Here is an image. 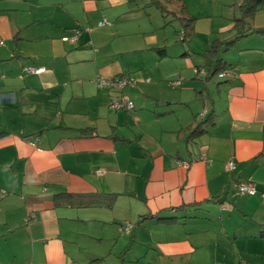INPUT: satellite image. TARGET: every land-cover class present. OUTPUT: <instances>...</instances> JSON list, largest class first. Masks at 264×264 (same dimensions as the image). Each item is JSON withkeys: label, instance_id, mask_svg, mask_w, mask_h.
Returning a JSON list of instances; mask_svg holds the SVG:
<instances>
[{"label": "crops", "instance_id": "obj_1", "mask_svg": "<svg viewBox=\"0 0 264 264\" xmlns=\"http://www.w3.org/2000/svg\"><path fill=\"white\" fill-rule=\"evenodd\" d=\"M148 3L165 24L178 19L175 34L189 29L187 48L179 40L186 66L167 69L168 46L152 36L149 50L158 57L146 59L138 76L147 83L144 100L117 109L116 95L102 93L96 78L135 77L138 67L120 60L127 41L117 54L105 51L110 36L131 34L115 27L125 5L0 0V264L104 259L83 253L81 236L111 241L110 264H264V32L253 31L264 28V3L251 21L226 26L233 34L222 39L212 34V18L195 17L184 0ZM247 25L252 30L219 54L221 70L233 75L211 82L205 50ZM77 29L75 41L63 39ZM196 35L202 51L191 48ZM184 92L197 109L177 114L168 105H182ZM230 161L235 167L226 170ZM240 182L255 193L239 192ZM90 222L92 230L76 228ZM126 222L132 226L121 232Z\"/></svg>", "mask_w": 264, "mask_h": 264}, {"label": "rangeland", "instance_id": "obj_2", "mask_svg": "<svg viewBox=\"0 0 264 264\" xmlns=\"http://www.w3.org/2000/svg\"><path fill=\"white\" fill-rule=\"evenodd\" d=\"M188 3L189 10L191 13H193L196 16H210L212 18V28H213V36L217 35V37L225 38L228 36H231L233 34V31L227 30L226 26H232V24H235V21L233 20L234 17L240 16L239 11V3L241 0H184ZM150 0H118L119 5H125L126 8L124 10L123 14H119L117 16V24L116 28L120 29L122 27L125 29H130V33L128 36L120 37L119 35L116 36V38H112L110 36L109 38V45L106 47L105 51L109 52L111 51L114 54H117L118 52V46L120 42L127 41V45L129 46L127 51L121 52L120 60L122 64L126 67V65H130L131 67H138L135 72V77L133 79H136L138 82L136 85H125L122 89V93L119 92V87H111V88H104L101 89V92L106 95V92L109 91V96H115L113 100H130L133 101L137 100L139 96H141V100L143 99V96L140 92V89H142L143 86H146L147 83H143L141 78H138L140 73L142 72V67L144 66V63L146 62V59L150 58V56H156L149 48H151L150 38L152 36H156L158 41L160 43L166 44L167 50L169 53H171V56L165 57V67L169 70L172 68L176 69L175 64L181 63L182 68H184L186 65H184L186 58L188 57H182L180 54L183 51V45L179 41L180 35L174 33V28H180V23L178 19L172 20L171 24H165V21L162 17V13L159 9H157L154 5L149 4ZM236 15V16H235ZM172 17V16H170ZM165 18V17H164ZM248 21H251V18H246ZM104 20V19H102ZM130 27V28H129ZM221 30V31H220ZM120 37V38H118ZM100 40V36H99ZM188 42H184V45L187 48ZM190 45L192 50L202 51L204 48V41L202 40V35H196L190 40ZM195 45V46H192ZM122 51V50H121ZM221 53V52H220ZM115 56V55H114ZM158 57V56H157ZM56 58V57H55ZM195 59V56L192 57ZM203 58L200 56L198 57V60ZM157 66V62H155V66H151V68H154ZM150 68V67H148ZM126 70V68L124 69ZM186 70V69H184ZM176 71V70H175ZM187 76H176V79H183ZM146 78V77H145ZM194 75L190 80H194ZM144 79V78H143ZM189 79V78H187ZM211 82H218L221 79L218 77V73H215L212 78ZM97 83V82H96ZM172 83V84H171ZM168 84L172 86V88L176 89V93H181L182 89L181 87H176L173 82L169 81ZM163 89V86H160V90ZM168 89V88H167ZM113 90V91H112ZM159 90V91H160ZM171 91V89H168ZM173 91V90H172ZM137 93V94H135ZM139 94V95H138ZM188 92H184L182 94L186 95ZM191 94L189 93L186 98V100H183L182 105L178 104H170L169 108H172L176 111L177 114H179L182 110H193L197 109V106L192 101L194 99H190ZM130 98V99H127ZM151 102L154 100L148 99ZM140 99L136 101L139 103ZM189 101V102H188ZM170 101H167L169 103ZM134 106V103H133ZM203 109L202 104H200V111ZM122 111V110H121ZM105 112V111H104ZM124 113L127 111L124 110ZM206 111L202 110L198 114V120L200 121L202 118V115H205ZM123 128L128 131L127 128L123 126ZM145 137V136H144ZM143 142V140H142ZM110 215L107 219H109ZM181 221H184L183 218L180 217ZM95 226V223L90 222L86 224L78 223L76 224V228L79 229V231L82 230H89ZM112 226V225H111ZM113 227V226H112ZM102 228H104V225H102ZM99 231V230H97ZM108 231L107 235H111ZM82 243H84V246L86 248L85 254H92L98 255L96 253H99L101 255H104V259L100 260L96 264H110V262L114 261V255L109 256V251L111 248V241L108 239L99 241V240H93L88 239L85 236L79 237ZM82 253V255H83ZM114 253H116L114 251ZM84 257H88L87 255H83ZM81 256V258L83 257ZM87 259V258H86ZM143 262V261H142ZM86 263V261H85ZM130 264V263H126ZM132 264H136V262H133ZM139 264H142L141 261Z\"/></svg>", "mask_w": 264, "mask_h": 264}, {"label": "built area", "instance_id": "obj_3", "mask_svg": "<svg viewBox=\"0 0 264 264\" xmlns=\"http://www.w3.org/2000/svg\"><path fill=\"white\" fill-rule=\"evenodd\" d=\"M105 21H100L98 22V25H102L104 24ZM80 34V30L77 29V30H74V32L69 35V36H65L63 37L64 40H70V41H75L78 36ZM182 35V34H181ZM181 37V36H180ZM44 70L43 67H39V68H33V67H27L26 68V71H29V72H34V73H40ZM200 71V70H199ZM200 73L204 74V71H200ZM218 73V77L222 78V77H229L231 75H233V70L232 69H229V68H226L225 70H221ZM148 80V79H146ZM96 82L98 84V86L100 88H111V87H119V88H122L124 87L125 85H136V81L134 79H132L131 77L127 76V75H124V74H120V75H115V76H111V77H97L96 78ZM180 83V80H176L175 81V84H179ZM112 106L119 109V108H122V107H126V108H132L133 107V103L131 100H116V102L112 103ZM28 141L31 143V144H35L36 141H37V138H28ZM176 164L178 166H182V167H185L187 168L188 167V162H184V161H176ZM235 167L234 163L233 162H228L227 164H225V169L226 170H230V169H233ZM237 188L239 190V192L241 193H244V194H254L256 189H255V186L250 183V182H240L237 184ZM132 224L129 223V222H126L122 225L119 226V230L121 232H127L129 231V229L131 228ZM217 264H220V263H217Z\"/></svg>", "mask_w": 264, "mask_h": 264}, {"label": "trees", "instance_id": "obj_4", "mask_svg": "<svg viewBox=\"0 0 264 264\" xmlns=\"http://www.w3.org/2000/svg\"><path fill=\"white\" fill-rule=\"evenodd\" d=\"M154 1L158 2V0H154ZM262 3H264V0H242L238 5L239 11H240V16L234 17L235 26L236 27L239 26L242 22L244 24V19L246 17H252L256 13V11L261 8ZM189 19L194 20L195 18L191 17ZM183 25L186 26V24H184V22H183ZM251 30H252V28L250 26L248 27V25H247V27L243 28L241 31L237 30L236 34L231 39L214 40L213 42H211L209 44V46L205 50V52L209 58V61L214 62L213 67L211 68L212 69V72H211L212 75L215 74L216 72L221 71V69L225 68L223 61L219 56L220 52L228 49L231 46V44L236 40V38L243 35L245 33V31H251ZM253 31L264 32V28L253 29ZM176 33H178L181 36L179 38L180 41H188L187 36L190 35L189 29H188V32H186L185 29H182V30L176 31ZM227 67H230V66H227ZM197 130L198 129L196 128V131ZM64 195H65V197H67V195H69L68 198L73 197V195L69 194V193L68 194L65 193ZM189 205L192 207L195 204H189ZM174 209H177V208H174ZM261 233H262V235H264V228L261 229ZM98 260L99 259H94L92 261H89L88 264H93Z\"/></svg>", "mask_w": 264, "mask_h": 264}]
</instances>
